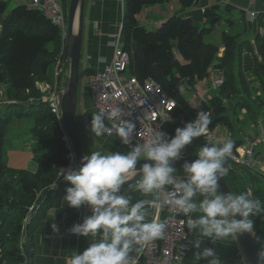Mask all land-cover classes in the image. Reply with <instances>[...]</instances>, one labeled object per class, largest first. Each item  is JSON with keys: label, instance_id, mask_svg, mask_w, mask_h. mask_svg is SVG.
I'll use <instances>...</instances> for the list:
<instances>
[{"label": "trees", "instance_id": "obj_1", "mask_svg": "<svg viewBox=\"0 0 264 264\" xmlns=\"http://www.w3.org/2000/svg\"><path fill=\"white\" fill-rule=\"evenodd\" d=\"M165 1L125 0L121 36L122 48L129 54V74L140 81L146 78L156 81L175 101L172 114L184 115L186 122L194 120L198 111L207 110L211 119L209 129L217 124L230 128L226 108L219 96H213L195 109L179 89L180 85L190 90L196 81L205 78L208 68L216 61V67L224 74L222 89L230 91L232 96L239 95L242 98L240 103H248L247 99H251L257 106L255 112L264 108V35L256 36L259 62L252 74L257 77L258 85L252 88L239 71L236 49L240 52L241 48L237 36L226 32L221 34L224 51L218 57V47L203 41V35L209 29H200L188 17L171 16L156 30L139 25L137 15L143 8ZM177 2L182 7H190L196 0ZM204 16L212 25L219 20L214 9L205 11ZM61 44L59 28L40 11L22 4L8 10L6 0H0V102H4L0 103V264H33L34 234L41 219L39 210L58 206L66 188L71 186L68 181H60L57 188L48 190L67 163L68 149L58 119L41 99L43 93L38 87V83L50 82ZM14 116L28 117L33 122L31 133L37 142L33 152L37 165L35 171L11 167L5 160L4 135ZM185 124H167L165 132L171 138L175 129ZM233 142L235 148L243 141ZM203 144L212 143L206 142L202 136L194 138L182 154L196 155ZM261 145L264 150V141ZM225 161L236 166L227 159ZM239 170L245 174L229 169L224 176L231 192L234 193L236 175L240 176L246 191L252 181V195L264 205V172L245 166H240ZM67 211L70 224L77 218L81 207L67 206ZM257 237L259 248L264 249V214L257 216ZM138 254L134 252L132 255L138 258ZM135 264L144 263L139 258Z\"/></svg>", "mask_w": 264, "mask_h": 264}, {"label": "clouds", "instance_id": "obj_2", "mask_svg": "<svg viewBox=\"0 0 264 264\" xmlns=\"http://www.w3.org/2000/svg\"><path fill=\"white\" fill-rule=\"evenodd\" d=\"M121 116L119 108L93 113L90 131L97 137L115 133L123 144L130 145L129 151L107 154L92 151L83 155L75 167L61 169L60 176L71 184L63 197L66 204L73 208L87 205L91 210L82 223H74L67 230L90 237L91 242L82 252L72 250L66 264H134V252L164 236L167 224L148 221L146 203L143 200L132 203L133 191L156 198L164 193L163 204L188 217L186 228L193 237L186 236L181 248L184 252L195 250L192 255L196 264L201 260L206 264H222L216 248L205 246L206 239L216 245L236 241L243 235L255 236L254 217L264 214V205L251 192L235 194L221 189L220 180L229 171L225 160L232 155L233 141L203 144L196 159L182 164L183 176L174 167L185 146L207 134L211 123L207 110L198 111L194 120L177 127L171 138L157 130L150 132L143 143L135 144L134 123L120 119L111 127L105 124L106 119ZM142 159L145 162L138 167ZM137 175L140 179L135 184L129 183ZM126 184L129 194H122ZM192 213L198 215L193 218ZM50 227L54 233L59 232L57 224ZM242 264L251 261L244 256ZM255 264H264V249H257Z\"/></svg>", "mask_w": 264, "mask_h": 264}, {"label": "crops", "instance_id": "obj_3", "mask_svg": "<svg viewBox=\"0 0 264 264\" xmlns=\"http://www.w3.org/2000/svg\"><path fill=\"white\" fill-rule=\"evenodd\" d=\"M224 1L226 0H196L190 7H182L177 0H167L143 8L141 13L137 15V21L139 25L147 30H156L162 22L171 16L188 17L200 29H209L204 35L211 34L212 32L215 33L213 37H210L208 42L204 41L203 35V41L205 43H212L218 47V57H221L224 51L221 34L226 32L229 35L237 36L236 41L241 48L240 52L236 49L237 57L239 56V71L242 72L248 86L256 88L258 79L252 73L256 64L259 62L256 36L264 32V0H227V4H225ZM60 2L64 8H67L68 0H60ZM211 9H214L219 15V20L213 25L210 20L204 16V12ZM244 10L257 11V17L254 20L247 19ZM123 13L124 10L122 11L118 0H85V23L81 53L86 51L87 58L85 60L84 69H86L81 84L79 85L78 82L76 114L80 139L87 154H90L92 151H100L102 154L117 151L126 153L128 151L126 148L120 146L112 136L104 134L97 137L91 133L90 122L92 114L97 112L93 105L88 87V81L91 75L102 69L105 63L111 58L112 48L109 46V42L114 38L121 25ZM213 28H216V30H213ZM255 81L257 82L256 84H254ZM39 85L40 83H38V87ZM179 89L181 92L183 90L187 91V89L180 87V85ZM222 91H224L222 96L228 97V101L233 100L231 105L226 106L225 101L216 94L210 95L207 100H202L209 92L208 82L205 79L196 81L194 86L190 89L191 93L202 100L198 105L192 106L183 92L182 94L185 96L190 106L195 109H197L201 103H206L213 96H219L226 108V115L229 118L231 127L228 128L222 124H217L211 129L214 143H223L227 140L244 142L246 138L257 131L258 122L264 119V108L262 107L258 112H255L257 106L255 102L250 101L249 98H246L248 103H240L242 98H239V95L232 96L230 91L224 89H222ZM246 94L248 95L247 92ZM250 110H253V112ZM228 111L230 113L233 112L234 115L230 116ZM234 121L245 122L243 128H237L236 134L238 136L235 135L233 130ZM105 124L107 125L106 121ZM32 126L30 127V132ZM35 143L36 148V139ZM35 148L31 150L32 154L25 157L23 168L20 167V165L12 166L13 164L11 163L10 165L6 154L4 155L5 160L9 166L14 168H27L29 170L34 168L36 170L37 165L33 163V152ZM262 169H264V166ZM177 174L183 176L182 168L177 169ZM137 181L132 184H135ZM48 190H51L50 187ZM121 192L122 194H129L127 187L121 189ZM130 194L132 196V203L138 200L145 201L149 213L146 217L148 221L157 220V218L166 215L164 208H155L152 204H148L149 201L158 199L160 194L158 198L145 196L139 191H133ZM63 197L58 206L41 208L39 210L41 219L34 234V245L32 249L33 264H66L67 259L72 254V250L82 252L91 242L92 238L90 237L72 234L67 231L74 223H82L84 216L91 215L90 208L87 205H82L77 218L68 224L70 221L67 211L68 205ZM197 215V213H192L193 218ZM52 223L58 225V233L52 231L50 227ZM192 237L193 234L191 233L190 239ZM205 246L216 248L218 255L221 257L222 264H242V257L245 256L239 238L236 241L218 242L216 245L208 243L206 239ZM193 251L195 250L193 249L185 253L182 264H196L192 255ZM198 264H206V261L201 260Z\"/></svg>", "mask_w": 264, "mask_h": 264}, {"label": "built area", "instance_id": "obj_4", "mask_svg": "<svg viewBox=\"0 0 264 264\" xmlns=\"http://www.w3.org/2000/svg\"><path fill=\"white\" fill-rule=\"evenodd\" d=\"M16 2L27 8L40 11L60 30L62 40L61 52L53 65V82L51 85L40 83L39 88L43 93L41 99L46 102L51 113L56 116L62 128L60 107L62 72L60 71V60H62L67 30V10L62 6L60 0H16ZM224 3L227 4L228 1L226 0ZM119 4L123 11L125 0H119ZM244 14L247 19L254 20L258 12L244 10ZM121 27L120 25L114 38L109 42V46L112 48L111 58L102 69L91 75L88 87L97 113H107L114 108H119L122 112L120 118L106 119L107 126L111 127L113 124H118L120 119L131 121L135 124L132 143H143L148 138L150 132L157 130L165 132L167 124L174 122L185 124L186 119L182 114H172L171 111L175 106V101L156 81L152 78L140 81L134 75L129 74V54L122 48ZM215 64L216 61L208 68L207 75L204 78L208 82V88L211 90L221 88L225 80L223 71L216 67ZM63 133L68 153L67 163L62 168L75 167L77 161L64 130ZM112 137L120 146L126 148L128 151L130 150V145L123 144L115 133ZM202 137L205 141L214 143L209 127L207 134ZM263 141L264 119L258 122L257 131L246 138L241 146L236 147L232 155L226 159L240 166L257 169L254 167L255 164L261 162L257 158V149ZM61 169L53 184L50 185V189H53V185H55L54 188H57L60 181H66L60 176ZM163 200L164 193H160V197L154 199L155 203L152 205L155 208H164L166 211V215L157 218L158 221L167 224L165 234L162 238L157 239L140 251L138 258L134 260V264L137 263L139 258L142 259L144 264H182V259L186 252L182 250L181 245L186 242L184 240L186 236L189 239L191 237V233L186 228L188 217L178 213L174 207L164 205ZM33 210L34 208H32ZM190 215L192 216V214Z\"/></svg>", "mask_w": 264, "mask_h": 264}, {"label": "water", "instance_id": "obj_5", "mask_svg": "<svg viewBox=\"0 0 264 264\" xmlns=\"http://www.w3.org/2000/svg\"><path fill=\"white\" fill-rule=\"evenodd\" d=\"M84 5L85 0H69L67 5V30L64 42V50L61 60V72L66 70V80L64 84L60 85V107H61V123L65 131L67 139L71 145L73 155L79 163L80 158L87 154L84 147L82 146L78 125H77V90L79 82V66L81 60L83 33H84ZM196 155L192 156H182L180 159L175 161L174 167L176 169L182 168L184 161H192L196 159ZM145 160L142 159L138 162V167L140 164L144 163ZM226 166L239 174H245L233 167L230 163L225 161ZM140 178L139 175L135 176L129 181V183H134ZM221 189L224 192H231L225 177L220 180ZM252 181H250V188L248 192L252 193ZM127 184L122 187L126 188ZM255 220V236L250 237L248 235H243L239 237L242 244L245 256L251 261V264H255V253L259 248L258 237H257V217Z\"/></svg>", "mask_w": 264, "mask_h": 264}, {"label": "rangeland", "instance_id": "obj_6", "mask_svg": "<svg viewBox=\"0 0 264 264\" xmlns=\"http://www.w3.org/2000/svg\"><path fill=\"white\" fill-rule=\"evenodd\" d=\"M7 2V9L10 10L11 8H13L14 6L17 5L16 0H6ZM69 2V0H68ZM119 2V0H118ZM121 12V10H120ZM85 18V17H84ZM85 23V20H84ZM213 30H216V28H213ZM214 32H212L211 34H206L204 35V41L208 42L210 40V37L214 36ZM260 35H264V34H260ZM59 54L61 52V47L59 49ZM64 50V49H63ZM58 54V55H59ZM57 55V58H58ZM63 55V52H62ZM87 58V53L86 51L81 53V60H80V66H79V85L81 84L83 75H84V65H85V60ZM62 59V58H61ZM57 60V59H56ZM61 61V60H60ZM56 62V61H55ZM60 67H61V63H60ZM50 69H51V65H50ZM53 67H52V74H51V79L50 82H47L48 85H51L53 82ZM66 78V70L64 72H62V77H61V84L63 85L65 82ZM257 82L255 81L254 84H256ZM78 85V86H79ZM226 85V84H225ZM184 93V95L189 99L190 104L192 106L198 105L202 100H207L208 97L212 94H216L219 95L224 101L226 106L231 105L233 100L228 101V97H224L222 96L224 94V91H222V87L217 89V90H211L209 89V92L205 95L204 99L200 100L199 97L195 96L193 93L190 92V90H183L182 91ZM250 101H252L250 99ZM1 104L4 102H0ZM228 114L230 116H233L234 113L233 112H229ZM234 133L236 136H238L236 134L237 132V128L238 127H244V123L243 121H234ZM32 126V121L31 119H29L28 117H12V119L10 120L9 124L7 125L6 131H5V145H4V155L6 154L7 158H8V162L9 164H13L14 165H20V167L23 168L24 165V161H25V157L32 154V149L35 148V139L33 138L31 132H30V127ZM257 158L261 160V162H259L258 164H255V168L260 169L264 172V169H262V167L264 166L263 161H264V150L262 145L260 147H258L257 149ZM182 156H187V155H182ZM33 163L35 164L36 162L33 160ZM10 164V165H11ZM17 167V166H15ZM237 169H239V165L236 164ZM27 169V168H25ZM252 169V168H249ZM29 170V169H27ZM35 169L33 168L32 170L29 171H34ZM231 180V179H230ZM262 185V182L260 183V186ZM233 189H234V193L235 194H239L241 192H245L246 191V187L244 186V182L243 180L240 178V176L235 177L234 179V183H233Z\"/></svg>", "mask_w": 264, "mask_h": 264}, {"label": "bare ground", "instance_id": "obj_7", "mask_svg": "<svg viewBox=\"0 0 264 264\" xmlns=\"http://www.w3.org/2000/svg\"><path fill=\"white\" fill-rule=\"evenodd\" d=\"M62 124V123H61ZM63 128V127H62ZM64 130V129H63Z\"/></svg>", "mask_w": 264, "mask_h": 264}]
</instances>
